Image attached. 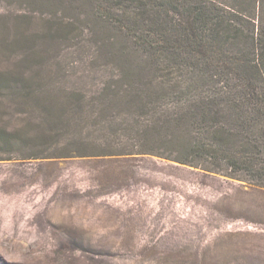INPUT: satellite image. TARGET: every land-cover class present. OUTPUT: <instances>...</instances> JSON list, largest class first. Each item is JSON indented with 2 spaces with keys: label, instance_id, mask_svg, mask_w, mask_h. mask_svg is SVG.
Instances as JSON below:
<instances>
[{
  "label": "rangeland",
  "instance_id": "374dc122",
  "mask_svg": "<svg viewBox=\"0 0 264 264\" xmlns=\"http://www.w3.org/2000/svg\"><path fill=\"white\" fill-rule=\"evenodd\" d=\"M228 1L255 2L264 30V0ZM98 4L0 0L1 127L39 133V112L16 111L7 81L29 83L27 97L62 98L118 79L107 55L125 36L94 14ZM203 75L173 65L154 81L197 97L211 86ZM0 264H264V189L152 155L0 160Z\"/></svg>",
  "mask_w": 264,
  "mask_h": 264
},
{
  "label": "trees",
  "instance_id": "16d2710c",
  "mask_svg": "<svg viewBox=\"0 0 264 264\" xmlns=\"http://www.w3.org/2000/svg\"><path fill=\"white\" fill-rule=\"evenodd\" d=\"M101 2L94 14L125 36L107 55L118 79L94 97L62 98L27 97L29 83L7 81L18 90L9 97L16 111L39 112V133L30 141L0 126V160L152 155L264 189V30L255 2L248 11L228 0ZM173 65L207 74L211 86L186 97L188 89L156 84Z\"/></svg>",
  "mask_w": 264,
  "mask_h": 264
}]
</instances>
